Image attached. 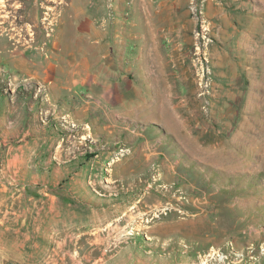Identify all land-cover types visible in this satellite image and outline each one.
Wrapping results in <instances>:
<instances>
[{
    "label": "rangeland",
    "instance_id": "obj_1",
    "mask_svg": "<svg viewBox=\"0 0 264 264\" xmlns=\"http://www.w3.org/2000/svg\"><path fill=\"white\" fill-rule=\"evenodd\" d=\"M0 40V264H264V0H0Z\"/></svg>",
    "mask_w": 264,
    "mask_h": 264
},
{
    "label": "bare ground",
    "instance_id": "obj_2",
    "mask_svg": "<svg viewBox=\"0 0 264 264\" xmlns=\"http://www.w3.org/2000/svg\"><path fill=\"white\" fill-rule=\"evenodd\" d=\"M2 46V40H0V47ZM17 50V49H16ZM65 246V245H64ZM56 249V248H55Z\"/></svg>",
    "mask_w": 264,
    "mask_h": 264
}]
</instances>
